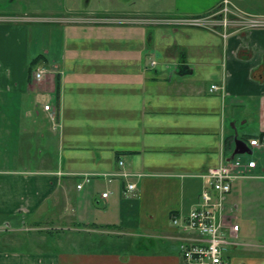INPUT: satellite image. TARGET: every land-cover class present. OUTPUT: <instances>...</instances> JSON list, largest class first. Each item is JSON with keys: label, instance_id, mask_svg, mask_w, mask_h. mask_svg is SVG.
I'll return each instance as SVG.
<instances>
[{"label": "crops", "instance_id": "1", "mask_svg": "<svg viewBox=\"0 0 264 264\" xmlns=\"http://www.w3.org/2000/svg\"><path fill=\"white\" fill-rule=\"evenodd\" d=\"M220 1L170 0L163 13L203 15ZM231 1L264 16V0ZM204 31L195 30L202 42L197 45L162 44L149 28L125 32L116 46H108L87 39V32L77 42L52 29L36 55L41 58L34 69H48L40 79L32 71L27 82L16 73L19 66L4 64L1 90L46 94L44 105L52 108L44 110L70 125H61V146L69 155L54 168L0 169V241H13L5 236L29 229L38 246L1 245L0 264H185L184 234L173 216L187 215L201 201L208 186L202 174L230 158L236 134L229 128L237 129L240 119L255 130L243 140L252 153L238 155L256 157L258 167L232 182L224 214L240 225L239 238L246 223L264 229V149L249 145L264 136V28L226 40ZM213 84L222 88L212 91ZM120 160L139 174L131 178L134 193L101 177L77 188L82 173L117 170ZM107 189L111 195L102 198ZM78 231L90 233L82 239L86 247L62 250L61 235ZM126 241L133 246L125 248ZM239 246L264 244L227 245L230 264H264L263 251L241 254Z\"/></svg>", "mask_w": 264, "mask_h": 264}, {"label": "rangeland", "instance_id": "2", "mask_svg": "<svg viewBox=\"0 0 264 264\" xmlns=\"http://www.w3.org/2000/svg\"><path fill=\"white\" fill-rule=\"evenodd\" d=\"M169 4L170 0H0V70H5L4 64L10 65L11 62L14 70L19 66L16 73L25 76V81L28 82L32 74L29 73L30 61L36 57L39 48L47 42L48 39L45 41L43 35L50 33L52 29L57 35L61 34L64 40L71 35V39L77 42L85 39L83 34L87 32L89 33L87 39L97 38L108 46H116L117 42L130 32L142 33L149 28L155 32L157 40L163 42L162 44L178 40V43L187 46L202 43L195 30L213 32L182 22L161 20L172 16L163 13ZM219 43L223 44L222 39ZM34 70L32 69L33 72ZM57 72L63 74L62 69ZM7 94L9 92L5 89H0V169L54 168L62 155L65 157L69 155L68 147L61 146L63 132L61 125L69 126V120L67 118L65 121L60 120L56 114L53 117L51 112L44 110L47 97L42 92L23 89L10 93V96ZM51 103L55 105L54 101ZM242 120L237 122V129L234 127L229 130L233 136L238 131L239 138L245 140L247 138L245 135L252 134L255 126L251 124L243 127ZM230 214L237 215L232 211ZM241 221L243 222L242 219ZM247 225L246 223L244 227L247 232L236 241L264 244V229L260 230L256 226L248 228ZM33 233V231L29 232V229H24L19 233L8 234L5 237L12 236L13 241L3 239L0 241V246L12 244L34 250L37 244L29 237ZM89 235L90 233L86 234L85 231L62 234L60 247L62 250L69 246L78 250L85 248L82 239ZM52 241L54 242V239ZM131 246L133 241L125 242V248ZM249 249L264 252V247L237 248L241 254H250ZM228 251L229 253L225 254L230 256L232 250Z\"/></svg>", "mask_w": 264, "mask_h": 264}, {"label": "built area", "instance_id": "3", "mask_svg": "<svg viewBox=\"0 0 264 264\" xmlns=\"http://www.w3.org/2000/svg\"><path fill=\"white\" fill-rule=\"evenodd\" d=\"M163 19L218 32L225 40L240 31L264 28L263 15L245 12L237 8L231 0H221L218 6L207 14L169 16L161 18V20ZM47 71V68L37 69L34 75L40 79ZM221 88L222 86L216 84L211 86L212 91ZM44 108L50 110L51 105L45 104ZM52 116L54 117L53 114ZM250 146L264 149V136L261 139H251ZM118 164L119 169L114 171L82 173V180L77 184V188L82 189L95 178L101 177L109 182L121 183L124 186L125 194L134 193L136 183L131 178L139 174L127 170L124 160H120ZM257 167L256 157L244 160L236 155L233 159L223 161L220 165L212 167L202 174L203 178L207 179L208 186L202 192L201 201L192 206L187 215L182 217L174 215L172 219L173 225L184 234L180 249L185 264H230L224 254V249L227 245L238 244L236 239L240 225L229 221L225 216V200L231 191L232 182L237 178L244 177ZM111 193L112 191L107 189L101 193V197L108 198Z\"/></svg>", "mask_w": 264, "mask_h": 264}, {"label": "water", "instance_id": "4", "mask_svg": "<svg viewBox=\"0 0 264 264\" xmlns=\"http://www.w3.org/2000/svg\"><path fill=\"white\" fill-rule=\"evenodd\" d=\"M252 153L248 144L237 136L235 137V149L228 160L233 159L237 154Z\"/></svg>", "mask_w": 264, "mask_h": 264}, {"label": "trees", "instance_id": "5", "mask_svg": "<svg viewBox=\"0 0 264 264\" xmlns=\"http://www.w3.org/2000/svg\"><path fill=\"white\" fill-rule=\"evenodd\" d=\"M41 56H37L35 59H33L29 65V73L32 72V69H34L39 61ZM250 142V141H249Z\"/></svg>", "mask_w": 264, "mask_h": 264}]
</instances>
